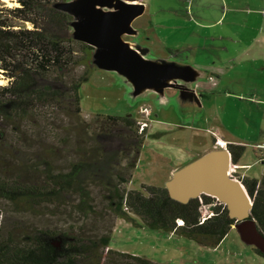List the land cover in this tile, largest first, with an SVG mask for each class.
Returning <instances> with one entry per match:
<instances>
[{"label": "trees", "instance_id": "1", "mask_svg": "<svg viewBox=\"0 0 264 264\" xmlns=\"http://www.w3.org/2000/svg\"><path fill=\"white\" fill-rule=\"evenodd\" d=\"M17 1L18 6H7L0 0V70L9 79L0 85V199L18 214L67 211L78 223L66 228L0 223V264H163L110 246L118 218L174 231L201 245L220 244L236 218L217 197L202 193L181 201L165 185L126 187L136 180L147 129L140 130L132 115L97 113L94 124L82 120L80 88L95 68L93 47L71 36L73 16L53 5L58 0ZM64 116L67 124L58 126L63 135L56 136L61 146L32 150L7 143L9 131L23 141L24 122L42 123L50 135L49 119L59 124ZM227 148L237 163L246 146ZM241 180L252 198L249 217L264 235V176ZM208 204L213 213L201 221Z\"/></svg>", "mask_w": 264, "mask_h": 264}, {"label": "rangeland", "instance_id": "2", "mask_svg": "<svg viewBox=\"0 0 264 264\" xmlns=\"http://www.w3.org/2000/svg\"><path fill=\"white\" fill-rule=\"evenodd\" d=\"M2 1L7 6L19 5L17 0ZM144 3L147 6L145 12L133 21L135 28L143 30L137 40L140 44L151 49L150 57L168 58L169 49L163 44L164 41L169 42L165 39L168 32L175 31L180 24H186L188 30L191 28L190 24L184 21L183 16L179 19V16L173 14L176 10L181 9V0H144ZM189 11L191 12L190 9ZM26 24L29 28L32 27L31 23L27 22ZM177 33L182 36L181 32L178 31ZM124 38L133 39L128 35H124ZM184 57L189 56L184 55ZM176 58L177 60L182 59L180 56ZM195 59H197L196 55L192 54L187 58V61L197 65L193 62ZM233 73L237 78L242 76V73L237 69L233 70ZM8 82L9 79L0 70V85H5ZM227 88L228 86H222L219 93L205 98L201 97L202 114L195 113L192 117H186L180 112L179 102L168 99H160L157 102L158 95L155 91L134 96L131 94L132 89H130L128 81L123 79L118 72L95 67L80 88L81 119L94 124L95 114L100 113L104 115H132L137 117L139 121H145L147 131L137 166L133 171V178L136 180L126 183V187L138 189L140 182L161 186L166 184V178L174 165L190 163L193 158H197L205 147L210 145L212 135L209 131L217 130L219 136L244 139V141L249 142L251 137H255L256 133H253V130L258 126L261 111L258 109L248 111L247 107L246 110L243 108V96L240 95L242 83L237 81L234 85L229 86L230 92L227 91ZM145 103H152L154 108L150 110V107ZM143 107H148L150 111L141 112ZM239 107L243 111H240ZM239 111L241 112L240 115H238ZM245 112H249L250 115L248 113V116H245ZM49 121L52 124L50 123L51 125L49 124L50 126L46 129L51 128L50 135L42 128V123L34 127L30 122H24L21 130L27 132L26 135H23V141H19L18 135L17 141L16 134L9 131L8 135L5 136L7 143L21 149L31 145L32 150H38L43 146H61L62 144L57 141L56 136H61L63 133L58 126L67 124L68 119L64 116V123L60 122L59 124L58 120L54 118H50ZM248 123L250 124L249 128L246 127ZM250 130H252L251 133ZM112 142L115 144V141ZM74 144L71 143L67 146L72 148ZM83 145L89 146L90 144ZM248 145L247 155L254 150L252 142ZM214 147L217 149L216 145ZM54 160L58 164L62 162L60 159ZM230 176L240 180L238 171L231 170ZM94 194H97V190H94ZM217 200L221 201L219 198ZM50 210L46 209L44 210L45 213L39 212L38 214H18L12 210L7 201L0 199V223L3 224L4 228L11 227L14 223L35 225L42 228H66L70 224L78 223L75 218L68 216L67 211L63 214H55ZM201 210L202 213L207 212V206L203 205ZM210 210H212V205ZM118 219L110 246L139 255L148 254L159 259L158 262L163 261V264H264V257L254 251L252 244L245 243V254L234 257L232 251L236 246L231 242L232 235L219 249L199 243H196L197 245L194 247H188L187 244H182V240L181 242L179 239L177 241V237L167 240L164 232L169 231L143 228L128 221L117 223ZM152 234H156V236ZM185 242L187 243V241ZM149 256L146 257L149 258Z\"/></svg>", "mask_w": 264, "mask_h": 264}, {"label": "water", "instance_id": "3", "mask_svg": "<svg viewBox=\"0 0 264 264\" xmlns=\"http://www.w3.org/2000/svg\"><path fill=\"white\" fill-rule=\"evenodd\" d=\"M53 5L73 16L71 36L93 47L91 63L122 75L132 89L131 94L137 96L155 91L158 102L169 100L166 90L171 88L177 90V97L189 98L202 106L194 83L204 77L206 71L181 60L150 57V48L138 42L142 31L133 26V21L145 12L143 2L67 0L56 1ZM124 35L133 39H125ZM235 164L227 147L213 149L175 171L165 186L181 201L202 193L219 198L236 218L234 227L241 239L264 254V235L249 217L252 198L242 180L227 173L229 166ZM173 180L178 181L177 186L173 185ZM243 195L251 202L244 201Z\"/></svg>", "mask_w": 264, "mask_h": 264}, {"label": "crops", "instance_id": "4", "mask_svg": "<svg viewBox=\"0 0 264 264\" xmlns=\"http://www.w3.org/2000/svg\"><path fill=\"white\" fill-rule=\"evenodd\" d=\"M139 1L144 3V0ZM173 14L179 16V19L183 16L182 18L190 24L191 28L188 30L186 24L178 25L175 31L168 32L165 39L169 42L163 40V44L169 49L168 59L177 60L176 57L180 56L181 61L187 63V58L192 54L196 55L197 59L193 62L197 65L188 63L206 71L205 76L194 83V88L200 98L219 93L222 86H228L227 91L230 92L229 86L238 81V83H242L240 95L243 96V108L247 107L248 111H255V109L261 111L258 126L255 130L252 129L256 135L251 137L250 142L218 135L225 142L224 147L228 143L246 146L244 154L236 163L238 175L241 178L248 176L260 179L264 176V0H181V9L176 10ZM140 30L143 32L142 29ZM178 31L181 32L182 36L177 33ZM184 55L189 57L186 58ZM236 69L242 73V76L237 78L233 73V70ZM166 93L169 101L179 102L180 112L186 117H192L195 113L202 114L203 104L200 107L189 98L177 97V90L175 89L168 88ZM234 97L236 98V95ZM145 104L150 107V110L154 108L152 103ZM238 109L243 111L240 107ZM240 111L238 115H240ZM248 113L245 112V116H248ZM246 127L249 128L250 124L248 123ZM252 130L249 132L251 133ZM201 132L204 133V131ZM209 133L212 135V142L200 152L197 158L216 149L214 147L216 145L215 137L210 131ZM251 142L254 144V150L247 155L248 143ZM216 146L223 148L219 145ZM195 159L196 157L191 161ZM187 164L188 162L174 165L170 169L166 181L171 179L175 171ZM123 222L127 221L119 218L117 223ZM164 233L167 240L177 237V241L178 239L180 242L182 240V244H187L188 247H194L198 243L196 240L186 238L174 231ZM152 235L156 236V234ZM230 235H232L231 242L236 246L232 254L234 257L236 255L243 256L245 254V242L241 239L234 225L220 244L214 248H221ZM164 251L166 252V249ZM144 256L149 255L145 254ZM149 258L159 261L153 256H149ZM160 262L163 263V261Z\"/></svg>", "mask_w": 264, "mask_h": 264}, {"label": "built area", "instance_id": "5", "mask_svg": "<svg viewBox=\"0 0 264 264\" xmlns=\"http://www.w3.org/2000/svg\"><path fill=\"white\" fill-rule=\"evenodd\" d=\"M133 2H138V1H133ZM141 112H148L150 111L149 108H142L140 110ZM138 123L140 125V130H143L145 128V126L147 125V123L145 121H139L138 120ZM211 133L214 135L215 137V143L216 145H219L220 147H224L225 146V142L222 141L220 139V137L218 136V131L217 130H211ZM236 167L237 165H231V168H230V173H231V170L232 171H236ZM240 180H241V177L239 176ZM207 206V212H203L202 215H201V221H204L207 217L211 216V214L213 213L212 210L209 211V209L211 208V204H208V205H205ZM183 221L182 220H178V224H182Z\"/></svg>", "mask_w": 264, "mask_h": 264}, {"label": "bare ground", "instance_id": "6", "mask_svg": "<svg viewBox=\"0 0 264 264\" xmlns=\"http://www.w3.org/2000/svg\"><path fill=\"white\" fill-rule=\"evenodd\" d=\"M230 168H231V165L229 166V168H228V170H227V173L228 174H230ZM173 185H175V186H177L178 185V181L177 180H173ZM203 190V189H202ZM204 191V190H203ZM242 199L244 200V201H246L247 203H250L251 201L249 200V198H248V196H246V195H243L242 196Z\"/></svg>", "mask_w": 264, "mask_h": 264}]
</instances>
